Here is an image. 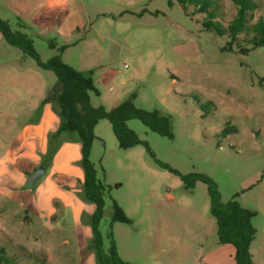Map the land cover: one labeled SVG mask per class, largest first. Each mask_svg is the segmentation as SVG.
Returning a JSON list of instances; mask_svg holds the SVG:
<instances>
[{"label":"rangeland","instance_id":"1","mask_svg":"<svg viewBox=\"0 0 264 264\" xmlns=\"http://www.w3.org/2000/svg\"><path fill=\"white\" fill-rule=\"evenodd\" d=\"M213 1L216 20L227 27L237 5ZM254 1L250 25L264 18V0ZM206 17L176 0H0V18L33 39L42 61L60 56L75 69L94 70L101 91L92 96L94 106L111 110L136 93L137 107L170 114L172 138L137 119L128 126L158 161L185 176L206 175L223 202L236 200L256 212L251 253L264 264V47L248 43L252 34L230 44L228 35L205 26ZM56 84L54 72L0 33V160L9 158L3 164L9 168H0V253L11 259L7 264H97L90 248L95 205L82 199V183L61 185L74 208L86 205L79 216L67 200L52 203L53 211L44 193L49 168L36 186L22 182L54 159L38 152L35 167L24 171L14 163L16 153H8ZM95 133L91 160L108 191L100 224L105 249L112 232L118 254L130 264H236L234 247L218 241L207 183L188 190L144 145L120 148L108 120ZM114 201L130 223L111 228Z\"/></svg>","mask_w":264,"mask_h":264},{"label":"trees","instance_id":"2","mask_svg":"<svg viewBox=\"0 0 264 264\" xmlns=\"http://www.w3.org/2000/svg\"><path fill=\"white\" fill-rule=\"evenodd\" d=\"M184 9L188 5L195 6L200 12H206L205 26L219 36L228 35L231 43L238 41L241 34H252L248 41L253 48L264 47V18L254 24H248L251 15L258 5L254 0H234L237 5V13L227 27H224L217 18V4L213 0H176ZM172 0H170V5ZM0 33L13 47L21 49L26 55L32 57L44 70L55 73L58 84L48 92L41 102V110L46 104H50L53 112L59 119L58 127L48 136L46 159L53 160L61 146L66 142L77 141L81 146V159L77 165L82 169L84 179L82 182L81 197L86 202L95 205L90 217L92 242L90 248L94 251L97 264H130L124 261L118 254L113 233L110 232L109 247L104 248L103 234L100 228L105 211V196L107 186L103 179L99 178L95 163L91 160L93 144L97 139L95 127L102 120H108L118 140L119 147L129 149L138 145H144L150 155L155 158L146 141H142L137 134L129 128L128 122L132 119L140 120L148 129L162 136L173 137L172 116L158 109L152 111L137 107L135 104L136 93L119 103L111 110L103 105L94 106L92 96L100 97L101 91L94 81V70H78L64 63L60 56H55L44 62L34 49L33 39L20 30H13L8 21L0 18ZM50 42V47L54 48ZM65 47L60 48L61 51ZM244 52H248L244 49ZM156 164L178 175L184 183V187L191 190L197 181H203L209 186L211 202V214L217 223V236L219 243L231 244L235 249L236 264H256L251 253V245L256 237V229L253 226V218L256 212L242 207L236 200L223 202L216 184L204 174L182 175L170 165L160 162L155 158ZM46 168V164H42ZM31 174V173H29ZM114 214L112 224L115 222L130 223L117 201L113 202ZM10 258L0 253V264H7Z\"/></svg>","mask_w":264,"mask_h":264},{"label":"crops","instance_id":"3","mask_svg":"<svg viewBox=\"0 0 264 264\" xmlns=\"http://www.w3.org/2000/svg\"><path fill=\"white\" fill-rule=\"evenodd\" d=\"M13 123L16 122L13 121ZM58 124L59 119L53 112L51 105L46 104L43 106L37 120L22 126V128L16 133L14 147L8 151V153L10 151L14 154L16 153V156L12 158L15 160L14 163L20 167L19 169L27 171L30 170V167H35L34 163H36L37 160L34 156H36L38 152L41 153L40 155L47 152L48 136L52 131L57 129ZM37 148L38 150H36ZM7 156L0 160V168H9V165H3L4 161L9 160ZM80 159V144L77 141L66 142L56 153L53 160V166L48 167L50 169V174L45 182L44 193L45 200L52 205L53 211L55 207L52 203H60L63 200H67L68 207L72 210L75 216H79L84 211L86 205H84L83 202H76V208H74L68 199H64L63 190L61 189V185L63 184L71 186L76 180L81 183L83 182V171L77 165V162ZM5 172L7 173V171ZM21 175L23 174L21 173ZM28 177L25 178L22 183L26 182Z\"/></svg>","mask_w":264,"mask_h":264},{"label":"water","instance_id":"4","mask_svg":"<svg viewBox=\"0 0 264 264\" xmlns=\"http://www.w3.org/2000/svg\"><path fill=\"white\" fill-rule=\"evenodd\" d=\"M47 172V168L43 165H39L28 177L25 186L27 188H31L37 185L40 179L45 175Z\"/></svg>","mask_w":264,"mask_h":264}]
</instances>
